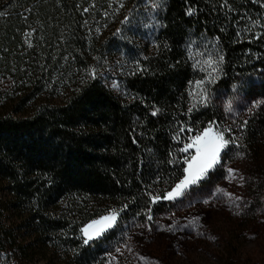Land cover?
I'll return each mask as SVG.
<instances>
[{"label": "trees", "instance_id": "16d2710c", "mask_svg": "<svg viewBox=\"0 0 264 264\" xmlns=\"http://www.w3.org/2000/svg\"><path fill=\"white\" fill-rule=\"evenodd\" d=\"M152 1L155 48L145 71L123 76L127 94L116 95L91 75L107 41L88 23L97 5L0 0V251L27 262L110 264L106 240L121 239L123 222L159 213L163 201L149 193L163 197L182 177L181 141L222 120L215 104L188 112L200 72L189 41L209 40L224 56L215 89L264 74V0ZM49 83L67 88L57 102L37 99ZM238 132L237 144L258 149L264 111ZM110 209H123L117 226L85 245L80 229Z\"/></svg>", "mask_w": 264, "mask_h": 264}, {"label": "rangeland", "instance_id": "374dc122", "mask_svg": "<svg viewBox=\"0 0 264 264\" xmlns=\"http://www.w3.org/2000/svg\"><path fill=\"white\" fill-rule=\"evenodd\" d=\"M89 2L91 8L97 6L88 23L93 25L97 35L105 33L107 39L102 60L95 67L97 76L114 94L125 95L123 76L138 69L137 62L141 67L142 61L155 48L160 26L158 4L152 0ZM189 47L201 61L208 55L216 56L209 40L194 37ZM205 75L200 71L195 81L204 80ZM260 83H264V74L260 73L238 80L229 90L215 89L213 83H205L210 94L209 103L219 107L222 113V120L214 122L213 127L225 130L226 138L239 137L240 125L245 121L248 124L264 111V91L253 87ZM66 89L53 88L49 83L37 99L57 102ZM229 103L231 111L227 110ZM254 103L258 106L253 108ZM31 106L30 102L20 105L19 113L29 111ZM238 145L236 142L229 144L221 154V162L184 196L176 200L159 199L163 201L162 209L151 221L129 219L123 222L121 239L104 243L110 264H155L157 261L159 264H264V141L254 150L247 149L245 144ZM238 152L244 155L238 156ZM228 168L237 169V172L230 175ZM228 193L243 199L235 201ZM140 256L148 259L141 260ZM0 264L45 262L36 258L32 262L21 261L13 251L3 250L0 251Z\"/></svg>", "mask_w": 264, "mask_h": 264}, {"label": "snow or ice", "instance_id": "6c2138e0", "mask_svg": "<svg viewBox=\"0 0 264 264\" xmlns=\"http://www.w3.org/2000/svg\"><path fill=\"white\" fill-rule=\"evenodd\" d=\"M155 7V5H153ZM193 10L191 8L188 9L187 14L191 15ZM127 20L128 18L125 17ZM189 58L191 57V53H189ZM224 61V56L218 55L213 57L212 55H208L205 59L197 60L194 67L199 66V70L205 72L204 80L195 81V88L189 92V97L191 99V106L188 108V112L191 113L194 109L199 106H207L210 101V94L208 89L205 87V83L211 84L216 80V76L214 73H218L221 70V64ZM138 71H145L142 67H139V62H137ZM135 74V73H133ZM92 78H95L96 72L95 70L91 73ZM191 83V82H190ZM114 86H118L114 85ZM258 103L253 104V108L257 107ZM227 110L231 111V104L227 106ZM159 109L153 108L152 115L155 116ZM249 112L252 111V108L248 109ZM247 121L240 125L241 128L245 127ZM187 125H181L179 127V131L173 136V139L180 140V133L185 131ZM188 131H192L189 127ZM227 131H231V129H227ZM183 146L178 149L180 153H184L186 155L182 156L183 160V175L182 178L175 184L174 187L171 188L170 191H167L163 197L153 195L149 193L152 201L155 202L159 199L165 200H176L185 195L187 190L193 186L198 184L203 178H205L210 170L214 169L217 164L221 162L222 152H224L229 144H234L235 140H230L225 136V130H219L213 127V122H209L208 126L204 127L203 130L195 131L194 135H189L186 141H181ZM238 156H243L244 153L238 152ZM169 163H173V160H169ZM227 172L230 175H234L237 172V169L228 168ZM241 180L244 179L243 176L239 177ZM218 191H223L218 189ZM230 199H233L234 194H227ZM235 201H241L243 198L240 196L234 197ZM124 208L127 205L123 206ZM121 209L120 211H122ZM120 211L116 209L108 210L107 214L99 216L97 219H92L88 223H86L81 229L80 233L83 239V243L85 245L89 244L90 241H93L101 236H103L109 229H112L116 226ZM147 219L149 221L152 220V216L149 212L147 215ZM131 251V249H129ZM117 252H120V249H116ZM111 255V254H109ZM141 260H146L148 257L140 256ZM155 264H159V262H155Z\"/></svg>", "mask_w": 264, "mask_h": 264}]
</instances>
